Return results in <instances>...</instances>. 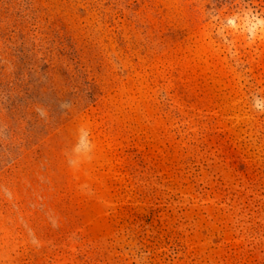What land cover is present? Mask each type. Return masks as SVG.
<instances>
[{"label": "rangeland", "instance_id": "obj_1", "mask_svg": "<svg viewBox=\"0 0 264 264\" xmlns=\"http://www.w3.org/2000/svg\"><path fill=\"white\" fill-rule=\"evenodd\" d=\"M0 264H264V0H0Z\"/></svg>", "mask_w": 264, "mask_h": 264}]
</instances>
